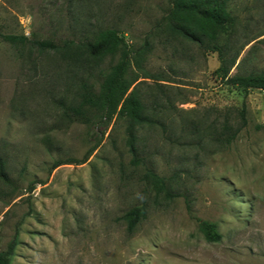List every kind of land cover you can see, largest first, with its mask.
Returning a JSON list of instances; mask_svg holds the SVG:
<instances>
[{"label":"rangeland","instance_id":"374dc122","mask_svg":"<svg viewBox=\"0 0 264 264\" xmlns=\"http://www.w3.org/2000/svg\"><path fill=\"white\" fill-rule=\"evenodd\" d=\"M170 0H0V32L75 42L113 28L141 50L127 77L156 120H69L63 104L102 81L118 54L70 57L0 40V251L10 264H264V90L229 87L217 51L168 31ZM229 73L264 71V0H231ZM75 44H73L74 48ZM228 121L234 136L220 133ZM63 162L56 167V162ZM147 170L172 196L156 193ZM144 205L132 231L124 214ZM221 237L207 241L199 220Z\"/></svg>","mask_w":264,"mask_h":264},{"label":"trees","instance_id":"16d2710c","mask_svg":"<svg viewBox=\"0 0 264 264\" xmlns=\"http://www.w3.org/2000/svg\"><path fill=\"white\" fill-rule=\"evenodd\" d=\"M231 0H170L166 14V25L169 32L181 36L200 46L217 51L220 65L214 70L217 78L229 87L242 89L264 90V71L249 72L246 74H230V68L236 56L230 60L225 56L229 42L220 44L221 38H227L234 30L236 18L229 9ZM0 40L12 45L29 43L39 50H62L70 57H91L102 60L107 56L118 54V60L110 67L98 86L94 83L83 82L75 98L63 104V114L69 120L89 123L94 117L100 116L111 120L115 116L124 117L126 120V143L132 155V163H139L137 146V129L143 124H152L156 120L145 111V104L140 97L137 82L140 76L127 77V72L132 62L139 67L142 51L133 50L125 40V36L113 28L99 29L92 39L87 37L75 42L66 39L62 44L56 40H30L23 33L0 32ZM73 44H75L73 48ZM220 136L224 141L230 142L234 136L228 121L223 124ZM63 162H56L53 167ZM144 178L152 184L156 193L163 192L165 196H172L164 177L153 170H147ZM0 179L7 181V174L3 161L0 159ZM146 207L137 205L130 208L124 219L127 230L132 231L138 222L145 216ZM199 228L207 241H218L221 237L217 225L213 221L199 220ZM16 239L13 238L8 247L0 251V264H10Z\"/></svg>","mask_w":264,"mask_h":264}]
</instances>
